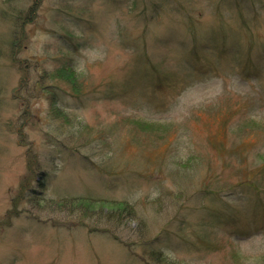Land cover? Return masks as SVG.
<instances>
[{"label":"rangeland","instance_id":"rangeland-1","mask_svg":"<svg viewBox=\"0 0 264 264\" xmlns=\"http://www.w3.org/2000/svg\"><path fill=\"white\" fill-rule=\"evenodd\" d=\"M0 264H264V0H0Z\"/></svg>","mask_w":264,"mask_h":264},{"label":"trees","instance_id":"trees-1","mask_svg":"<svg viewBox=\"0 0 264 264\" xmlns=\"http://www.w3.org/2000/svg\"><path fill=\"white\" fill-rule=\"evenodd\" d=\"M153 12H154V11H153ZM157 255H158V254H153L151 258L156 257V259H157L158 257H160V256H157Z\"/></svg>","mask_w":264,"mask_h":264}]
</instances>
